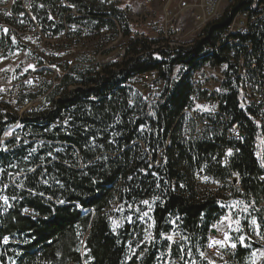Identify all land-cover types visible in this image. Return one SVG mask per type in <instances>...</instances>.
Masks as SVG:
<instances>
[{"label":"trees","instance_id":"obj_1","mask_svg":"<svg viewBox=\"0 0 264 264\" xmlns=\"http://www.w3.org/2000/svg\"><path fill=\"white\" fill-rule=\"evenodd\" d=\"M252 1L237 0L191 45L173 51H162L170 48L157 47L159 40L131 38L128 18L108 0H13L10 14L0 13V47L4 27L15 34L18 21L63 36L66 49L87 44L98 51L126 40L122 56L100 63L77 53L57 83L44 79L21 97L40 98L38 107L23 115L0 108V196L9 202L0 207V264H169L179 257L165 238L173 230L181 257L191 260L205 252L224 212L209 180L236 175L231 197L264 202V149L256 156L257 137L264 142V92L256 98L264 85V21L225 34L232 14ZM224 34L238 45L221 40ZM231 52L255 67L239 74ZM207 65L223 67L225 79L219 112L198 123L186 110L205 97L192 80ZM176 66L186 71L173 80ZM149 72L163 83L156 100L132 86ZM234 127L242 140L229 136ZM145 200L147 227L132 211ZM243 253L238 245L225 264H242Z\"/></svg>","mask_w":264,"mask_h":264},{"label":"rangeland","instance_id":"obj_2","mask_svg":"<svg viewBox=\"0 0 264 264\" xmlns=\"http://www.w3.org/2000/svg\"><path fill=\"white\" fill-rule=\"evenodd\" d=\"M23 1L27 2L28 0ZM12 2L13 0H0L2 4L0 6V13L6 9L5 14H10L9 9ZM108 2L118 7L126 15L132 38L144 36L149 39L159 40L157 47L164 44L166 47L171 48L173 42L177 46L187 47L194 40L198 39L202 33L200 27L196 28L198 21L191 14L192 9L189 7L190 0L189 2H184V0H108ZM183 3L185 4L183 5ZM227 5L223 6L221 10L222 14L227 10ZM26 8H28V5H26ZM169 17H172V20L167 23L166 19ZM5 29L6 27H4L2 32L4 42L0 47V108H5L7 111L17 113L18 115H23L24 112L31 108L41 105L40 98L25 103L21 97L26 93L35 92L38 89V85L44 79L53 80L57 83L58 77L61 75L62 66L65 63L72 65L76 60L77 53H85L87 51L94 62L103 63L109 59H113L117 55L122 56L126 47V40L117 38L105 47L99 48L98 51L94 50L93 46L87 44L84 47L77 45L66 49L59 43L62 41L63 36L54 37L51 30L45 32L40 27L31 29L27 23L19 21L15 25H11V29L15 31V34H8ZM104 51H107L106 54ZM40 60H43L42 65L39 64ZM204 67L198 68L193 72V87L195 81L201 87L206 86ZM185 71L184 66H176L171 78L177 80ZM215 82L217 84L214 85L213 95L208 89L204 87L200 88V90L206 91L205 97L202 99L196 97L190 107V111L197 110L204 115L205 123H209L207 119L215 117L219 112V104L216 98L218 92L222 90L220 88V81L215 79ZM132 86L143 97L149 100H156L160 96L163 83L157 79L144 81L141 78H136L133 80ZM247 102H249V99L245 96L243 104ZM223 121H226V119H223ZM13 127L11 126L7 129L5 133L6 138L13 135ZM238 130L237 127H234L232 131ZM263 143V138L259 135L256 140V156L259 159L264 149ZM229 152L231 151L229 150L225 154V162L229 157ZM262 163L264 165V162ZM236 180L237 183H234ZM209 182L210 188L215 190L220 189V196L222 198L221 207L224 209L219 220L211 227V230L215 232H210L209 234V245L205 252H202L203 255L199 253L198 258H195L193 255L191 256V260L189 258H182L180 255L181 249L178 244L180 241L179 233L173 230L165 238L171 237L168 240L175 245L176 251L179 252V257L172 258L169 264H225L226 261H229L226 260L225 256L229 258L230 253L238 245L244 251L242 258L245 257L242 264H261L264 259V202L258 203L253 199L242 196L231 197L230 187L233 186L239 189V177L236 175L232 177V180L230 179L224 183L213 179L209 180ZM3 198L0 196V207L9 204L8 201L5 203ZM144 205V203H140L132 211L135 219L147 227L150 217L142 215ZM116 206L117 203L113 202L109 209L111 213H113ZM225 217H229V219H225ZM253 219L256 220V224L252 223ZM225 233L228 234L230 239L225 243L224 247L213 243L214 240H223ZM241 236L244 237L243 242L238 240ZM182 238L186 239L185 236ZM232 243H236L237 246L232 248ZM210 245H214L222 250L224 255L221 256L212 252ZM188 255L190 254H187V257Z\"/></svg>","mask_w":264,"mask_h":264},{"label":"built area","instance_id":"obj_3","mask_svg":"<svg viewBox=\"0 0 264 264\" xmlns=\"http://www.w3.org/2000/svg\"><path fill=\"white\" fill-rule=\"evenodd\" d=\"M150 1V0H148ZM237 0H190L189 7L192 9V16L196 18L198 21V25L196 28L200 27V31H202L203 28H205L209 23L219 19L223 14L221 13V10L224 5H227V10H231V6L236 2ZM184 2H189V0ZM185 3H183L184 5ZM231 19H233V26L226 28V33L228 31H236L237 33H244L247 30V27L250 24L256 23V22H262L264 21V2H257V0H253L250 2L245 8L237 10L234 14H232ZM172 20V17H169L166 19V22H170ZM225 34L221 38V40H225ZM174 38V36H173ZM177 38V37H176ZM228 43H235L238 45L237 38H234V42H228ZM180 46L175 45L173 42L172 48L165 49L162 51H173L175 49H178ZM124 52V51H123ZM230 61H232L234 64H236V68L239 74L243 73L249 68L255 67L254 61L251 60L249 62V66H246L244 62V55L241 54L237 59L235 58L234 54L231 52L229 53ZM206 74V86H202L209 90V92L213 95L214 91V85L217 84L215 82V79L218 81H223L225 79L223 74V67H211L209 65L205 66L204 69ZM157 73L156 72H149L142 74L138 77L143 79L144 81H152L157 79ZM199 86V83L195 81V89L202 88ZM134 88V87H133ZM135 89V88H134ZM261 90L258 92L257 99H260V94L264 92V85L260 88ZM191 109H187L186 113L188 114H194V119L198 123H201V121L205 120L202 119V114L200 111H190ZM231 138H234L236 140H242L243 134L241 133H233L229 134ZM210 250L216 254H219L221 256L224 255L223 251L218 249L216 246L211 245ZM225 258H228L225 256Z\"/></svg>","mask_w":264,"mask_h":264},{"label":"snow or ice","instance_id":"obj_4","mask_svg":"<svg viewBox=\"0 0 264 264\" xmlns=\"http://www.w3.org/2000/svg\"><path fill=\"white\" fill-rule=\"evenodd\" d=\"M5 31H7V30L5 29ZM228 154L231 155V152H229ZM3 199H4V202L7 203V198L5 197V198H3ZM143 203H144V204H148V201L145 200V201H143ZM144 215L147 216L148 213H144ZM225 219H229V217H225ZM252 223H253V224H256V220L253 219V220H252ZM168 239H171V237H169ZM229 239H230V238H229L228 234L225 233V234H224V239H223V240H214L213 243L216 244V245H219L220 247H224L225 243H226ZM238 240H239L240 242H243L244 237L241 236V237L238 238ZM5 242H7V238H5ZM210 246H211V245H210ZM236 246H237L236 243H232V244H231V247H232V248H235ZM201 255H203V253H201Z\"/></svg>","mask_w":264,"mask_h":264},{"label":"bare ground","instance_id":"obj_5","mask_svg":"<svg viewBox=\"0 0 264 264\" xmlns=\"http://www.w3.org/2000/svg\"><path fill=\"white\" fill-rule=\"evenodd\" d=\"M233 26V19H231V23L229 24V27H232ZM228 27V28H229ZM228 33H234L233 31H228ZM132 38V37H131ZM225 39H228L229 41H234L233 38H229L228 36H225ZM164 40V39H163ZM162 43V42H161ZM161 47H166L164 44L161 45ZM172 48V47H171ZM49 101V100H48ZM191 115H194V114H191ZM233 133H240L239 130L238 131H232V132H229L228 134H233Z\"/></svg>","mask_w":264,"mask_h":264},{"label":"water","instance_id":"obj_6","mask_svg":"<svg viewBox=\"0 0 264 264\" xmlns=\"http://www.w3.org/2000/svg\"><path fill=\"white\" fill-rule=\"evenodd\" d=\"M234 182H236V181H234ZM211 232L213 233V232H215L214 230H211Z\"/></svg>","mask_w":264,"mask_h":264}]
</instances>
